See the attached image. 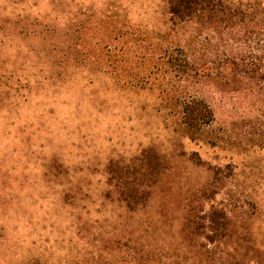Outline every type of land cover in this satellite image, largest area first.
Returning <instances> with one entry per match:
<instances>
[{"label": "rangeland", "instance_id": "rangeland-1", "mask_svg": "<svg viewBox=\"0 0 264 264\" xmlns=\"http://www.w3.org/2000/svg\"><path fill=\"white\" fill-rule=\"evenodd\" d=\"M115 2L131 23L158 27L159 0H0V264H16L37 239H60L84 205L93 218L120 212L101 206L106 164L127 162L151 142L178 168L158 198L181 200L220 169L228 185L215 203L244 220L234 239L240 255L247 248L264 264L263 97L202 89L213 143H192L174 136L149 91H106L103 79L87 76L51 79L40 61L69 11Z\"/></svg>", "mask_w": 264, "mask_h": 264}, {"label": "trees", "instance_id": "trees-1", "mask_svg": "<svg viewBox=\"0 0 264 264\" xmlns=\"http://www.w3.org/2000/svg\"><path fill=\"white\" fill-rule=\"evenodd\" d=\"M155 12L160 28L131 23L116 2L78 7L40 61L51 79L87 76L103 79L106 91L147 90L174 136L213 143L202 89L264 98V0H159ZM174 168L152 142L127 162L108 161L101 206L121 211L93 218L84 205L60 239L33 241L16 264H262L236 247L244 220L215 203L228 185L221 170L210 169L211 179L181 200H160ZM238 188L245 193L246 182Z\"/></svg>", "mask_w": 264, "mask_h": 264}]
</instances>
